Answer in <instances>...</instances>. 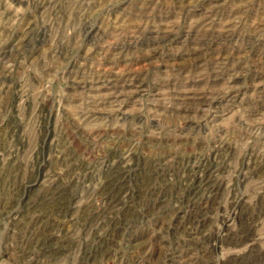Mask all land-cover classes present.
Listing matches in <instances>:
<instances>
[{
	"label": "rangeland",
	"instance_id": "obj_1",
	"mask_svg": "<svg viewBox=\"0 0 264 264\" xmlns=\"http://www.w3.org/2000/svg\"><path fill=\"white\" fill-rule=\"evenodd\" d=\"M0 264H264V0H0Z\"/></svg>",
	"mask_w": 264,
	"mask_h": 264
}]
</instances>
